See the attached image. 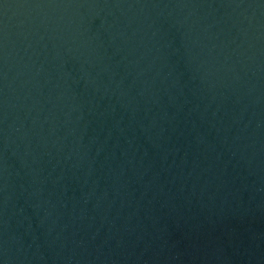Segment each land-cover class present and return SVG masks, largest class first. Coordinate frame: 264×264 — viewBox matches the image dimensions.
Returning a JSON list of instances; mask_svg holds the SVG:
<instances>
[{
  "label": "water",
  "instance_id": "1",
  "mask_svg": "<svg viewBox=\"0 0 264 264\" xmlns=\"http://www.w3.org/2000/svg\"><path fill=\"white\" fill-rule=\"evenodd\" d=\"M0 264H264V0H0Z\"/></svg>",
  "mask_w": 264,
  "mask_h": 264
}]
</instances>
